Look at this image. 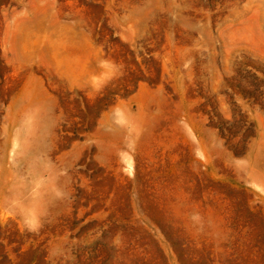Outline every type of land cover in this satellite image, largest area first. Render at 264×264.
<instances>
[{
	"label": "rangeland",
	"instance_id": "374dc122",
	"mask_svg": "<svg viewBox=\"0 0 264 264\" xmlns=\"http://www.w3.org/2000/svg\"><path fill=\"white\" fill-rule=\"evenodd\" d=\"M0 264H264V0H0Z\"/></svg>",
	"mask_w": 264,
	"mask_h": 264
}]
</instances>
